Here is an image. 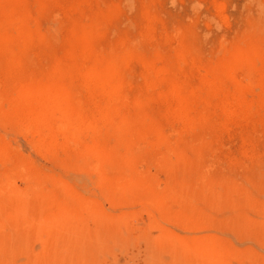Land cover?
Returning a JSON list of instances; mask_svg holds the SVG:
<instances>
[{
	"label": "rangeland",
	"instance_id": "obj_1",
	"mask_svg": "<svg viewBox=\"0 0 264 264\" xmlns=\"http://www.w3.org/2000/svg\"><path fill=\"white\" fill-rule=\"evenodd\" d=\"M0 264H264V0H0Z\"/></svg>",
	"mask_w": 264,
	"mask_h": 264
},
{
	"label": "bare ground",
	"instance_id": "obj_2",
	"mask_svg": "<svg viewBox=\"0 0 264 264\" xmlns=\"http://www.w3.org/2000/svg\"><path fill=\"white\" fill-rule=\"evenodd\" d=\"M84 76H86L85 78H87L88 80H86L87 82L88 81H91L92 82V85H93V87L91 88V90L92 89H94L95 91L97 90V92L98 93H100L99 94V96L101 95L102 97L101 98H103L104 97V99L105 100H107V103L108 102H110L107 98L108 97H113V98H115L116 96H113L114 95V93L117 95V92L116 91H113V87H115V84H111V83H109V82H107V81H105L104 80V78H103V76L102 75H100V74H96V73H91V72H89L87 75H84ZM221 78H222V80H224V79H226V78H228L229 76L228 75H221L220 76ZM84 78V77H83ZM82 78V79H83ZM90 82V83H91ZM86 83V82H85ZM89 82H88V84H90ZM208 84V83H207ZM222 84V83H221ZM114 85V86H113ZM210 86H209V88L210 89H212V90H215V91H218L221 95H223V101L221 102V104H223V106H224V109H226V110H237L236 112H238L239 110H241V109H244L245 107H246V102H245V100L244 99H241V97L240 96H236V97H233L229 92H227V90H225V88L223 87V86H217V85H215V84H213V85H211V84H209ZM91 86V85H90ZM205 86H207L206 84H205ZM116 89V88H115ZM94 91V92H95ZM27 93H25L22 97H21V99H23V101H21L22 103H23V105L24 104H28L29 106H36V108L35 107H33V108H35L33 111H30L29 113H25L24 115H23V118H22V120H24V122H29V124H30V122L32 123H34V124H38L37 125V128H38V130L41 132V134L42 135H40V138H41V136H42V139H43V142H42V144L43 145H45V146H47V147H54L53 145H55L51 140H50V138L51 137H49L48 138V134L50 135V133H53V132H55V131H58L59 130V128H63V130H64V132L65 131H67V132H76V134L74 135L75 136V138L77 139H79L80 137L79 136H81V134H82V132L80 133V131H83L84 130V132L83 133H85L87 136L90 134V133H87L86 131H89V132H93V133H95V127L93 126V125H98L99 124V122H100V124H101V122H103L102 123V125L105 123V121L108 123L109 121L107 120V115H105V111H104V115H103V117L101 116V117H98V119L100 118V119H102L101 121H100V119H99V122H98V120H96V119H94V121L96 120L97 122L96 123H94V121L92 120V127H93V129H91V130H88V128L90 129L91 127H89L90 126V122L87 124V123H84V121H83V119H82V117H80V116H73L72 118H69V117H65V116H63V115H60L59 113H58V111H57V106H56V102H55V100H53V99H51V96H52V93L51 92H46V93H43V92H41V91H26ZM50 93H51V95H50ZM103 99H101V101H102ZM105 100H103V101H105ZM106 102V101H105ZM111 103V102H110ZM108 105V104H107ZM104 107H106V105H104L103 104V106H102V108H104ZM108 107V106H107ZM113 108V105H111L109 108ZM112 108L111 109H109V110H112ZM100 111L102 110V109H99ZM117 109H115V110H113V111H116ZM100 111H99V113H100ZM108 113H110V112H108ZM113 113V115H114V113L115 112H112ZM117 114H119L118 112H117ZM116 114V115H117ZM99 115V114H98ZM101 115H102V112H101ZM110 115V114H109ZM113 115H111V116H109V117H112ZM115 115V116H116ZM104 116L106 117V120L104 121ZM234 116H237V115H231L230 116V119L232 118V117H234ZM114 117V116H113ZM117 117V116H116ZM120 117V115L117 117V119L116 120H118V118ZM177 120H179V122L180 123H182V121H183V116H178L177 118H176ZM111 120H113V119H111ZM110 120V121H111ZM86 121V120H85ZM88 121H91V120H87V122ZM119 121V120H118ZM123 121H125V120H123ZM112 122V121H111ZM111 122H109L108 124L112 127V128H114L115 126L118 128L119 127V123L118 122H116V124L118 123V126L114 123V122H112V124H115V126L113 127V125L111 124ZM34 124H32V125H34ZM106 124V123H105ZM123 125H124V123H122ZM31 125V124H30ZM35 126V125H34ZM104 126H106V125H104ZM32 127V126H31ZM110 127V128H111ZM122 126H120V130L122 129L121 128ZM105 128H107V127H104V129ZM109 128V127H108ZM109 128V129H110ZM124 128V127H123ZM115 129V128H114ZM74 130V131H73ZM111 131H113L112 129H110ZM103 130H99V132H102ZM119 131V130H118ZM39 132V133H40ZM114 132V131H113ZM115 132H117V131H115ZM122 132V131H121ZM66 133V132H65ZM120 133V132H119ZM86 135H85V137H83V138H86ZM145 135H146V133H145ZM144 134H143V136H145ZM69 136V135H68ZM76 136H78V137H76ZM70 137V136H69ZM72 138V137H71ZM82 138V139H83ZM49 139V140H48ZM53 139V138H52ZM81 139V138H80ZM95 146H93V145H89L88 147H87V150H86V152H85V155H87L88 157H90V158H96V159H99V156H101V155H98L97 153L98 152H96L95 151ZM84 157V156H83ZM91 160V159H90Z\"/></svg>",
	"mask_w": 264,
	"mask_h": 264
}]
</instances>
